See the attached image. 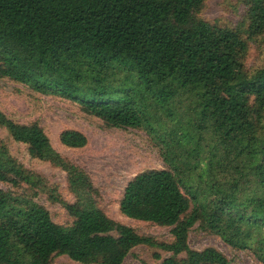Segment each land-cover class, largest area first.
<instances>
[{
	"label": "trees",
	"instance_id": "16d2710c",
	"mask_svg": "<svg viewBox=\"0 0 264 264\" xmlns=\"http://www.w3.org/2000/svg\"><path fill=\"white\" fill-rule=\"evenodd\" d=\"M204 4L0 0V79L76 102L109 126L167 124L160 138L174 167L136 174L120 201L125 216L171 227L173 240L157 242L84 201L91 188L87 177L54 150L42 127L18 124L0 111V125L32 157L61 167L78 197L65 204L73 222L64 226L43 205L0 188V264H50L55 255L121 264L140 244L185 253L160 264H231L212 247H188L197 220L230 244L253 246L264 264V65L245 63L248 40L264 33V0H246L242 30L199 18ZM207 134L211 142L203 144ZM60 142L79 148L87 140L64 130ZM201 149L207 165L202 175L212 177L209 188L216 192L188 213L181 175L198 168ZM0 182L34 183L4 146Z\"/></svg>",
	"mask_w": 264,
	"mask_h": 264
},
{
	"label": "rangeland",
	"instance_id": "374dc122",
	"mask_svg": "<svg viewBox=\"0 0 264 264\" xmlns=\"http://www.w3.org/2000/svg\"><path fill=\"white\" fill-rule=\"evenodd\" d=\"M245 11L246 0H205L197 16L221 27L242 30ZM245 63L250 68L264 65V33L248 40ZM181 108L186 107L181 105ZM0 111L18 124L37 123L42 127L54 150L87 177L91 188L87 200L84 201L91 202L109 218L132 227L140 235L152 237L157 242L173 240L171 227L132 219L120 210L124 188L136 174L151 169L174 170L169 161L165 160L167 151L160 138L167 124L160 127L155 123L153 126L143 125L140 128L109 126L98 116L86 112L76 102L36 92L8 78L0 79ZM64 130L81 132L86 137V144L79 148L62 144L60 134ZM193 133L196 135L198 132ZM262 133L264 134V131ZM206 136L208 140L203 144L211 142V136ZM0 146L5 147L8 155L23 167L34 182H21L15 187L10 183L0 182V188L18 199H27L43 205L54 222L70 226L73 218L65 204L78 202V197L71 189L67 173L50 161L32 157L27 145L15 141L2 125ZM189 146L192 147L187 145ZM200 151L201 163L198 168H190L188 173L181 175L186 184L182 191L190 198L188 213L195 210V203L198 206L206 204L216 192L209 188L212 177L207 173L202 175V168L207 165L206 161L202 163L204 154L202 155V149ZM249 193L251 188L248 189ZM187 245L190 249L198 251L212 247L221 252L231 264H263L253 246L238 247L226 242L220 235L205 228L202 220H197L190 227ZM168 257L183 259L185 253L174 255L157 246L140 244L130 249L121 264H160ZM50 264L84 263L74 261L66 255H55Z\"/></svg>",
	"mask_w": 264,
	"mask_h": 264
}]
</instances>
